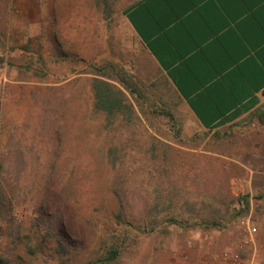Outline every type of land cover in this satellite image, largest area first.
Listing matches in <instances>:
<instances>
[{
	"label": "rangeland",
	"instance_id": "1",
	"mask_svg": "<svg viewBox=\"0 0 264 264\" xmlns=\"http://www.w3.org/2000/svg\"><path fill=\"white\" fill-rule=\"evenodd\" d=\"M132 1L0 0V264L95 263L115 244L113 264H264V122L203 130L128 28ZM112 53L164 93L180 138L93 110L90 65Z\"/></svg>",
	"mask_w": 264,
	"mask_h": 264
},
{
	"label": "crops",
	"instance_id": "2",
	"mask_svg": "<svg viewBox=\"0 0 264 264\" xmlns=\"http://www.w3.org/2000/svg\"><path fill=\"white\" fill-rule=\"evenodd\" d=\"M122 14L203 130L264 103V0H133Z\"/></svg>",
	"mask_w": 264,
	"mask_h": 264
},
{
	"label": "trees",
	"instance_id": "3",
	"mask_svg": "<svg viewBox=\"0 0 264 264\" xmlns=\"http://www.w3.org/2000/svg\"><path fill=\"white\" fill-rule=\"evenodd\" d=\"M90 66L93 74L96 75L91 81L93 110L103 113L107 119H111V126L115 124L127 125L128 128L134 129L138 125L137 112H139L146 120L153 117L166 119L171 123V132H173L174 137L180 138L181 125L178 116L174 114L172 106L170 107L167 103L164 93L162 94L156 88L152 89L151 86H148L139 73L128 71L121 55L112 53L109 56L102 57L96 65ZM162 78L166 89L176 99L180 100L164 74ZM122 90L130 95L133 103L128 100ZM117 119L122 122L116 123ZM247 119H257L264 122V103L250 113ZM236 201L239 205L248 207L247 196H240ZM220 224H222L220 219L211 218V220H201L196 225L220 227ZM119 252V246L115 244L107 249L106 253L98 258L97 262L87 264H113L119 258Z\"/></svg>",
	"mask_w": 264,
	"mask_h": 264
},
{
	"label": "built area",
	"instance_id": "4",
	"mask_svg": "<svg viewBox=\"0 0 264 264\" xmlns=\"http://www.w3.org/2000/svg\"><path fill=\"white\" fill-rule=\"evenodd\" d=\"M239 227L247 234L249 235V239L245 241V245L249 244V242L253 241V235L256 233V227L250 223L249 219H241L239 222ZM220 259L222 262H226L227 264H257L254 259H251L250 261L243 262L239 259V256L236 254H233L231 252H224L220 256Z\"/></svg>",
	"mask_w": 264,
	"mask_h": 264
}]
</instances>
